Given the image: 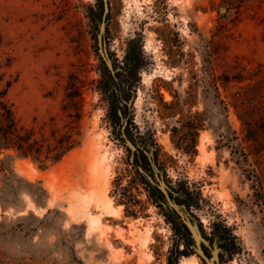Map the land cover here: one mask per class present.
I'll return each instance as SVG.
<instances>
[{"label": "rangeland", "instance_id": "374dc122", "mask_svg": "<svg viewBox=\"0 0 264 264\" xmlns=\"http://www.w3.org/2000/svg\"><path fill=\"white\" fill-rule=\"evenodd\" d=\"M129 51L143 56L135 88L122 90L132 124L153 130L169 177L203 198L189 224L196 245L210 264H264L259 146L227 105L233 92H264V0H0V88L11 82L18 124L50 139L81 112L79 146L56 164L0 155V264L167 263L170 225L144 195L132 217L114 192L124 150L101 88H114ZM218 218L241 248L230 261L198 232ZM193 259L205 264L189 251L178 264Z\"/></svg>", "mask_w": 264, "mask_h": 264}, {"label": "trees", "instance_id": "16d2710c", "mask_svg": "<svg viewBox=\"0 0 264 264\" xmlns=\"http://www.w3.org/2000/svg\"><path fill=\"white\" fill-rule=\"evenodd\" d=\"M97 9L99 11L95 13L102 19L103 4L97 5ZM126 58L123 72L116 75L117 81L110 77L114 88L109 91V84L101 88V91L107 94L104 99L107 103L108 123L124 150L123 168L113 182L114 192L119 195L118 204L125 205V211L135 217L136 207L139 205L137 199L139 193L158 210L170 225L175 239L169 249L166 264H178L180 256L187 251L190 254L196 253L203 261L197 252L190 249L191 245L200 248L207 257L211 258L203 242L196 245L189 228V224H193V220L196 219L195 212L202 208L203 198L200 191L191 187L185 180L173 181L168 175L167 166L161 160V150L156 143L153 130L147 128L145 132H141L132 124L129 114L131 95L122 90L125 86L127 91L135 88V83L128 82V77L137 76L142 69L143 56L141 51H138L135 56L129 51ZM103 64H105L103 72H110V67L105 60ZM121 75L123 78L119 80ZM218 77L215 75L216 80ZM225 77V82L231 81L229 76ZM3 78L4 74H0V83ZM124 83H126L125 86ZM10 85L11 82L8 81L4 84V88H0V155L13 151L19 156L30 158L40 167L47 168L79 146L77 124L81 112L72 98L70 100L75 106L76 124L73 120L74 123H70L63 134L53 132L50 139L37 140L34 138L32 129H25L18 124L12 106L5 100L6 90ZM228 97V107L235 111L241 125L251 135L248 141L259 146V205L264 212V92L260 89L236 91ZM200 129L201 126L193 122L187 132L193 136ZM190 146L193 149L192 143ZM8 156L5 155V158ZM209 227L210 233L207 234L199 223L198 232L202 239L214 245L220 262L230 261L240 253L241 248L233 229L227 226L224 220L218 218Z\"/></svg>", "mask_w": 264, "mask_h": 264}, {"label": "water", "instance_id": "95a60500", "mask_svg": "<svg viewBox=\"0 0 264 264\" xmlns=\"http://www.w3.org/2000/svg\"><path fill=\"white\" fill-rule=\"evenodd\" d=\"M198 254L200 255V257L203 259V261H204L206 264H210V263L208 262L206 256H205V254H204L201 250L198 251Z\"/></svg>", "mask_w": 264, "mask_h": 264}, {"label": "bare ground", "instance_id": "6f19581e", "mask_svg": "<svg viewBox=\"0 0 264 264\" xmlns=\"http://www.w3.org/2000/svg\"><path fill=\"white\" fill-rule=\"evenodd\" d=\"M106 207V206H105ZM194 260V259H193ZM182 264H189V262L187 263V262H182ZM191 264H192V262H191ZM194 264H196L195 263V260H194Z\"/></svg>", "mask_w": 264, "mask_h": 264}]
</instances>
